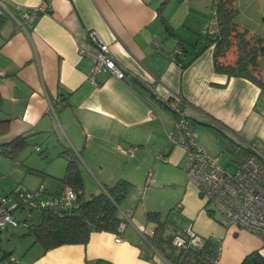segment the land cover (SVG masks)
<instances>
[{
	"label": "crops",
	"instance_id": "1",
	"mask_svg": "<svg viewBox=\"0 0 264 264\" xmlns=\"http://www.w3.org/2000/svg\"><path fill=\"white\" fill-rule=\"evenodd\" d=\"M1 1L7 18L0 28V71L4 73L0 119L9 122L1 143L17 136L36 143L45 163L31 167L45 172L47 179L40 184L47 193L65 186L58 180L66 169L67 161L59 155L65 147L79 158L85 196L119 178L136 188L120 203L119 232L93 231L86 244H64L46 252L32 243L24 259L11 256L17 264H87L96 259L111 264H168L149 245L152 235L141 232L155 225L146 218L147 212L158 211L162 218L167 215L166 220L170 215L147 200L153 190L163 187L177 192L178 215L172 219L178 223L171 237L191 224L198 235L220 243L214 264H244L256 251L264 258L261 239L225 227L219 217L207 214L183 168L187 152L166 139L175 114L161 100L175 95L184 99L182 109L192 121L194 140L211 155L221 157L226 149L237 167L248 156L247 143L264 144V90L247 78L215 71L213 45L206 46L207 40L198 34L207 24L206 15H201L203 23L196 22L195 28L187 18L190 13L192 19L201 14V9L191 10L190 0H167L162 16L173 28L174 34L169 35L159 16L164 0ZM42 2L50 10L39 14L32 28L22 27L20 14ZM250 3L247 19L239 0L235 1L240 12L237 23L249 34L264 37V0H247L246 10ZM90 31L109 46L125 73L123 79L107 70L92 73L96 46ZM176 48L181 53L173 60ZM43 136L46 141L56 140L42 149L37 142L42 143ZM119 144L138 148L130 156L117 148ZM159 153L164 159L157 157ZM150 171L152 185L136 205V192L144 188ZM116 234L121 241H115Z\"/></svg>",
	"mask_w": 264,
	"mask_h": 264
},
{
	"label": "built area",
	"instance_id": "2",
	"mask_svg": "<svg viewBox=\"0 0 264 264\" xmlns=\"http://www.w3.org/2000/svg\"><path fill=\"white\" fill-rule=\"evenodd\" d=\"M0 5L3 6L1 0ZM48 10L50 8L47 2L24 10L21 26L33 27L39 14ZM204 31L209 38H214L218 32V23L213 9ZM88 35L96 46L92 73L107 70L117 78L123 79L125 73L115 63L109 46L102 42L95 32L90 31ZM179 53H181V49L176 48L172 59L175 60ZM3 74L0 71V77ZM91 79L94 81V75H91ZM164 101L175 114L174 124L166 132L167 142L171 145L181 146L187 152L183 168L187 179L196 187L198 195L203 201L204 210L207 214L219 217L225 227L246 230L264 242V144L247 143L248 156L234 170H230L220 163V156L211 155L194 140L192 121L183 113V97L172 95ZM117 148L122 153L133 156L138 146L119 144ZM157 157L164 159L162 153H159ZM150 175L151 171L148 179ZM76 196V192L69 186H64L59 194H50L42 185L33 191L24 189V192L16 190L8 196L0 195V229L11 230L18 226V221L10 211L11 208H16V205L36 211L53 208L55 213H62L74 205ZM19 207L17 208L19 209ZM129 216L130 213L127 214V217ZM153 229L150 231L143 229L144 231L141 230V232L151 236ZM207 238L209 237H202L195 233L189 224L181 233L172 237L171 244L178 249L200 250ZM115 241H121L119 234H116ZM214 242L215 256L210 260V264L216 262L222 248L217 240ZM10 261L12 264H17L14 257H10Z\"/></svg>",
	"mask_w": 264,
	"mask_h": 264
},
{
	"label": "trees",
	"instance_id": "3",
	"mask_svg": "<svg viewBox=\"0 0 264 264\" xmlns=\"http://www.w3.org/2000/svg\"><path fill=\"white\" fill-rule=\"evenodd\" d=\"M235 1L211 0V7L215 11L218 23V32L214 38H206V46L213 45L215 71L229 76L247 78L264 90V37L249 34L247 29L239 27L236 20L239 10ZM166 2L167 0H164L159 6V16L167 33L172 35L174 34L172 26L162 16V6ZM6 18L7 13L1 7L0 28ZM18 21L21 23L22 14L18 17ZM233 47L236 50V58L230 61L227 55ZM151 97L154 98V95L152 94ZM161 103L166 105L164 100H161ZM1 111L2 97L0 94ZM8 128V119H0V136L6 133ZM26 138V136H17L7 142L0 143V151L12 156L26 145ZM35 150L38 151L39 148ZM38 153L40 154V152ZM59 155L66 159L67 164L64 175L58 180L61 184L72 188L77 196L74 205L62 213H55L53 208H43L36 211L37 219L35 221L24 220L25 223L29 224L28 233L33 236L32 243L39 244L43 252L64 244H86L90 233L93 231L119 232V227L123 222L119 206L133 188L130 181L119 178L100 192L86 197L83 191L79 158L67 147ZM28 169L33 173L43 174L41 170L31 167ZM16 190L24 192V188H16L11 192ZM61 190L54 194H59ZM24 207L21 206L22 209ZM146 218L155 222L153 234L149 238V245L160 253L166 263L210 264V260L215 256L216 247L215 242L210 237L206 239L203 248L200 250L178 249L172 246V237L168 235L167 220L162 218L158 211L147 212ZM15 219L19 223V219ZM256 255L257 261L264 264V258ZM10 256L8 254V259ZM87 264L111 263L107 260L96 259Z\"/></svg>",
	"mask_w": 264,
	"mask_h": 264
},
{
	"label": "rangeland",
	"instance_id": "4",
	"mask_svg": "<svg viewBox=\"0 0 264 264\" xmlns=\"http://www.w3.org/2000/svg\"><path fill=\"white\" fill-rule=\"evenodd\" d=\"M172 1H176V0H172ZM203 1L204 0H201V2L196 0H190L189 5L192 7L191 10H194L196 8V10L201 9L202 11L201 14L197 13L196 16L194 14L193 19L191 18L192 13H190V15L187 16L193 28H195L194 25L196 22L198 23L201 22L200 21L202 19L201 15L203 14L206 15V18L208 20L207 23L210 20L211 11H212L211 0H205V2ZM246 1L247 0H239L240 3L239 6L241 11H243V16L248 19L249 15L251 16V3L248 9L246 10L245 7ZM249 1L251 2V0ZM246 21H250V19ZM202 23L203 21L201 22V24ZM203 31L202 29H199L198 34L201 36L200 37L201 40L205 42L208 35L205 33V31L204 32ZM196 37L197 36H195L194 39ZM227 58L230 61H233L236 58V50L234 49V47L231 48V50L228 52ZM43 137L44 138H41V140H44L42 141V143L37 142V144H41L43 146L42 149L45 148V144L50 146L48 143L53 144V142L56 140V138L53 137L52 139L50 138L49 141H46L47 137L45 136ZM3 139H5V136H0V143L1 141H3ZM35 144L36 143L31 141L29 138L26 141V145L12 156H9L8 154L0 151V195L8 196L12 193L11 192L12 190L18 187L33 191L37 189L38 186L42 185L40 184V182H43V180L47 179L45 172H43V174L33 173L28 169V167L31 166H36L37 168H41V166L43 167L45 163L43 156H40L38 151L35 150L36 149ZM220 163L224 166H227L228 169L230 170H234L236 168L235 166L236 163L233 160V155L230 152H228L226 149L223 151L220 157ZM83 171H85V168L83 169ZM151 185L152 183L149 178L145 182L144 188H142L138 193L136 192L137 195L135 201L136 205L141 204L144 197H146L144 192L146 193V189ZM132 189H133L132 191H136L135 186ZM90 195L91 193L89 192L86 193V196L89 197ZM149 199H151V201L153 202L152 204L154 206H157L158 208H162L161 210L165 215L170 214L169 217L167 218L168 220L167 226L170 227L168 235L172 234L174 232V227H176L178 223V220L172 219L175 215H178V211L176 209L177 200H178L177 192L172 190V188L170 187L169 188L163 187L158 190H153L151 195L147 196V200ZM17 207L19 206L16 205V208H11L10 211L14 212L13 216L19 219V225L15 227L12 231L7 229L0 230V264H12L9 263L11 256L17 258L18 261L24 259L25 249L29 247L33 241V236L28 233L29 229L24 220L27 219V220L35 221L37 219V212L35 209H33V211H30L28 207H24V209H22L21 207H19L18 209ZM180 226H182V224ZM37 250L39 249L36 248L34 251ZM259 250L261 252V250H264V248H260ZM257 253H258L257 251L255 253L254 252L251 253V258L247 259L244 264H261L257 261V255H256ZM8 254L11 255L9 259H8Z\"/></svg>",
	"mask_w": 264,
	"mask_h": 264
}]
</instances>
